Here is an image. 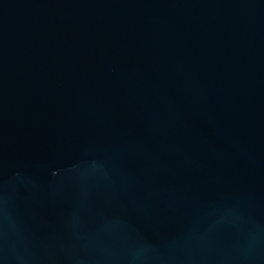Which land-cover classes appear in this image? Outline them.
I'll return each mask as SVG.
<instances>
[{"label": "water", "instance_id": "1", "mask_svg": "<svg viewBox=\"0 0 264 264\" xmlns=\"http://www.w3.org/2000/svg\"><path fill=\"white\" fill-rule=\"evenodd\" d=\"M0 264H264V0H0Z\"/></svg>", "mask_w": 264, "mask_h": 264}]
</instances>
